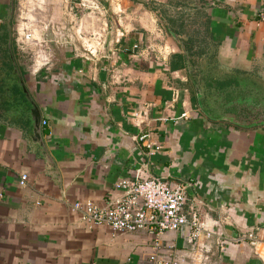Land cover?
Here are the masks:
<instances>
[{
	"label": "crops",
	"instance_id": "obj_1",
	"mask_svg": "<svg viewBox=\"0 0 264 264\" xmlns=\"http://www.w3.org/2000/svg\"><path fill=\"white\" fill-rule=\"evenodd\" d=\"M41 1L53 63L34 73L13 33L16 0H0V264H144L147 233L90 229L72 207H107L119 181L152 178L186 187L187 214L214 233L211 264H264V121L247 123L241 103L210 116L193 104L187 68L170 71L185 40L192 69L239 70L264 84V0H94L99 15L81 0ZM101 33L99 56H87L80 38ZM144 134L160 151L151 154ZM187 234L162 239L187 248ZM250 234L257 248L234 243Z\"/></svg>",
	"mask_w": 264,
	"mask_h": 264
},
{
	"label": "built area",
	"instance_id": "obj_2",
	"mask_svg": "<svg viewBox=\"0 0 264 264\" xmlns=\"http://www.w3.org/2000/svg\"><path fill=\"white\" fill-rule=\"evenodd\" d=\"M43 5L40 0L37 7L39 11ZM99 4L94 0H81L80 7L89 13L99 11ZM264 22V15H260ZM27 18L22 19L21 27L17 29V46L21 52L33 50L35 61L32 66L34 73L50 70L53 56L45 43L41 40L46 26L43 21L35 30H29ZM92 41H83V51L89 57H98L105 45L103 33L92 34ZM186 117V115H184ZM147 112L135 114L136 126L143 124ZM47 122H43L46 126ZM150 135L144 134L140 141L154 155L160 151L153 143L148 142ZM27 175H22L20 185L25 186ZM115 190L121 197L111 202L107 207L101 208L92 202L75 203L74 212L81 215L82 222L90 229L108 228L114 236L120 234L147 233L153 241V253L149 255L144 264H211L213 249L209 245L214 237L207 226L202 222L200 215L193 211L186 212L187 192L183 184H172L161 178H152L144 181L122 180L116 183ZM183 229L188 231L185 238L187 248L181 247L178 242L165 243L163 237L166 233H179ZM249 242L252 247L259 246L254 235L237 239L234 243ZM223 241H218L221 245Z\"/></svg>",
	"mask_w": 264,
	"mask_h": 264
},
{
	"label": "flooded vegetation",
	"instance_id": "obj_3",
	"mask_svg": "<svg viewBox=\"0 0 264 264\" xmlns=\"http://www.w3.org/2000/svg\"><path fill=\"white\" fill-rule=\"evenodd\" d=\"M193 78V85L196 89V100L202 106L203 110L210 116L220 117L225 113V106H223V97L218 94H206V79L217 80H234L233 85H236V92L241 97L242 108L246 109V112H242L239 115L246 113L250 115V120L247 123H256L261 120L264 121V92H256L254 86V80L250 75H247L237 70H223L214 67L213 65H205L200 69H194L191 74ZM194 79L198 82H195ZM234 88V89H235ZM261 89V88H260ZM246 101V102H245ZM240 106V105H238ZM250 110V111H249Z\"/></svg>",
	"mask_w": 264,
	"mask_h": 264
},
{
	"label": "trees",
	"instance_id": "obj_4",
	"mask_svg": "<svg viewBox=\"0 0 264 264\" xmlns=\"http://www.w3.org/2000/svg\"><path fill=\"white\" fill-rule=\"evenodd\" d=\"M165 18V17H164ZM167 34L170 36L171 32H173L176 36H179L177 30H175V27L173 26L172 22H169L166 19V25H164ZM182 45V47H184V52L185 53H179L176 54V56L173 57V60L171 62L170 65V71L171 72H179V71H183L187 68L188 72H189V77L191 80H193L192 78V73L194 68L192 69L190 67V64H192V60L194 56L191 53V44H189L188 41L182 40V43H180ZM189 68V69H188ZM195 82H198L194 79ZM206 84H205V88L206 94H218L220 96L223 97V106H225V112L228 113L230 110H234L235 108L230 105L232 103H240L239 101H241V97L238 96V92H236V85H233L234 80L231 79H226V80H217V79H206ZM235 88V89H234ZM197 101H193V104H196ZM237 105V104H236ZM238 106V105H237Z\"/></svg>",
	"mask_w": 264,
	"mask_h": 264
},
{
	"label": "rangeland",
	"instance_id": "obj_5",
	"mask_svg": "<svg viewBox=\"0 0 264 264\" xmlns=\"http://www.w3.org/2000/svg\"><path fill=\"white\" fill-rule=\"evenodd\" d=\"M38 2H40V0H16V9H15V16H14V32L15 33V38L17 39V29L21 27L22 24V19L23 18H27L29 22L27 24L28 29L31 30H35L36 28H39L41 26V24L36 25L35 21H43V25L46 26V32L51 31V29L49 27H51L50 25V12H49V8L48 5L45 4V2H43V5H39L41 8V11H39L37 4ZM85 11V10H84ZM88 12L87 14H89V11H85ZM101 14V13H100ZM94 15H99V11H95ZM53 25V23H52ZM39 26V27H38ZM84 37V36H83ZM41 40L44 42H46L47 39L44 38V35L42 34V37H40ZM15 39V40H16ZM90 40V38H88ZM81 40V45H82V49H83V38H80ZM44 42V43H45ZM17 43V41H16ZM47 44V42H46ZM45 44V47L47 48ZM31 48L28 49L29 52H22L24 54V59L26 61V64H29L32 68L35 59L34 53L32 52L33 50H30ZM53 56V55H52ZM255 90L256 92H259L261 90V92H264V84L261 85H255ZM261 88V89H260Z\"/></svg>",
	"mask_w": 264,
	"mask_h": 264
},
{
	"label": "water",
	"instance_id": "obj_6",
	"mask_svg": "<svg viewBox=\"0 0 264 264\" xmlns=\"http://www.w3.org/2000/svg\"><path fill=\"white\" fill-rule=\"evenodd\" d=\"M12 12H13V15H14V13H15V6H13V11H12ZM171 35L173 36L174 39H177V38H176V35H175L173 32H171ZM182 49H184V48L182 47ZM40 122H41V121H40ZM39 125H40V124H39Z\"/></svg>",
	"mask_w": 264,
	"mask_h": 264
}]
</instances>
